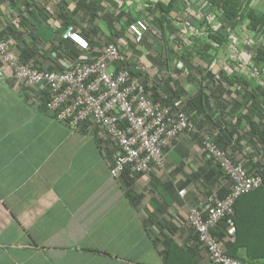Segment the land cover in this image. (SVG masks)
Instances as JSON below:
<instances>
[{"label":"crops","instance_id":"0c3cea01","mask_svg":"<svg viewBox=\"0 0 264 264\" xmlns=\"http://www.w3.org/2000/svg\"><path fill=\"white\" fill-rule=\"evenodd\" d=\"M25 1L0 0V39L17 61L46 72H60L58 61L67 59L58 55L64 26L81 36L96 31V57L111 34L124 47L119 32L128 23L156 17L152 0H30V8ZM178 6L173 24L194 23ZM251 7L264 13V0ZM161 38L150 28L139 54L160 49ZM28 48L33 58L25 60ZM0 71V264H211L187 224L189 210L220 190L197 144L204 128L172 140L163 167L124 183L109 175L107 143L57 122L46 91L25 87L1 59Z\"/></svg>","mask_w":264,"mask_h":264},{"label":"built area","instance_id":"2783aa9c","mask_svg":"<svg viewBox=\"0 0 264 264\" xmlns=\"http://www.w3.org/2000/svg\"><path fill=\"white\" fill-rule=\"evenodd\" d=\"M158 1L152 0L151 3L156 4ZM183 4L188 7L194 4V0H183ZM202 5L211 8L207 2ZM198 18L200 19L201 15H193L191 19L194 21ZM189 19L181 18L175 24L178 30L177 37L186 48H191L198 37L207 38L209 32L214 34L222 27L221 23H217V19L206 17L209 25L197 29ZM149 23L147 19H136L128 23L119 32L124 47L119 42L108 43L96 57L93 56L83 36L72 26H64L60 34L61 40L70 42L78 50L79 55L74 59L59 60L60 72L42 71L31 64L17 61L8 44L0 39V59L10 69L12 76L25 87H36L46 91L47 111L54 115L57 122L74 132L80 130L90 132L93 137L112 148L109 175L115 180L125 172L128 175H148L154 168L163 167L164 149L172 140L195 130L190 117L178 112L180 100L170 105L163 104L161 100H166L167 96L158 90L160 100L153 102L147 91L156 84L155 76L159 71L158 67L149 64L147 54L140 55L138 52L150 32ZM226 32L227 49L235 51L237 47L235 32L230 29ZM175 39L176 37L172 35L167 44L169 47L173 44L174 49L180 52L182 48H176V43H173ZM211 45L219 48L213 42ZM245 50L240 56L245 62L246 68L243 70H246V74L237 75L253 79L256 85L264 88V83L260 80V70L253 62L254 55L250 52L249 46ZM192 58L194 60V57ZM210 60V64L203 67H206V72L211 73L216 80L220 81L221 76H232L228 62V65L219 63L213 57ZM126 63L130 68L124 66ZM194 67L197 66L189 68L181 59L174 58L168 62L164 71L173 79L177 77L186 79L191 76L194 78L199 76L194 72ZM130 70L135 74L133 75ZM221 87L226 89V94L222 96L225 102L229 100L230 103H235L228 97V93L230 90H238L239 103H242L243 93L237 85L229 86L222 82ZM187 93L190 94L188 91ZM247 106L239 109L238 114L234 116V122L239 121L240 114L244 115L247 112ZM254 121L259 123L257 119ZM240 127L239 132L244 125L240 123ZM234 145L235 142L229 145L233 151ZM241 146L244 155L251 154L245 139L242 140ZM202 148L207 159L229 177L232 186L223 199L213 195L206 204L191 208L187 224L197 235V241L206 250L211 264H242L225 254L221 241L214 236L213 231L222 220L233 216L237 199L260 189L264 178L258 173H248L244 168L246 162L244 156H238L233 162L228 152L230 150L218 147L211 137L202 138ZM225 240L231 243L235 240V230L231 224Z\"/></svg>","mask_w":264,"mask_h":264},{"label":"trees","instance_id":"16d2710c","mask_svg":"<svg viewBox=\"0 0 264 264\" xmlns=\"http://www.w3.org/2000/svg\"><path fill=\"white\" fill-rule=\"evenodd\" d=\"M29 1H25L28 8L32 6ZM205 1L210 4V10L215 8L222 27L214 34L209 32L207 38L198 37L191 48H186L181 44L177 37L178 30L172 19L173 12L179 10L178 5L183 4V0H166L165 3L158 1L153 5L150 12L154 11L156 17L149 23L150 28L159 31L162 38L159 43L160 49L153 50V53H150L151 50L148 49L146 58L152 66H159L160 69L158 68L159 71L155 76L156 84L147 91L150 93L153 102L160 100L158 90L167 96L166 100H161L163 104L170 105L174 101L180 100L181 106L178 107V112L189 116L195 129L198 126L204 128L206 130L205 136L211 137L212 141L221 149L230 150L228 152L233 162L238 159V156H244L246 161L244 168L248 173H258L264 178V88L256 85L253 79H245L237 74L230 77L221 76L220 81H218L211 73L206 72V67L199 65L194 67V72L199 76L194 78L191 76L184 80L193 86V89L195 87L194 93L188 95L177 80L178 77L173 79L167 75L164 69L161 70L163 65H167L174 58H179L185 63V60L194 57L202 64L209 65L210 59H212L209 55L210 51L218 50L211 45V42L218 46H224L227 43L226 30L233 31L243 23L246 24L247 32L264 37V13L251 7L252 0ZM182 8L183 12H188L189 8L195 9V6L192 4L189 8L183 6ZM203 10L205 14L209 13V8L204 7ZM224 34L226 37H223ZM170 35L176 37L175 42H173L176 43V47L182 48L179 54L171 47L169 50L166 49L169 47L167 43ZM83 38L87 41L90 50L99 46L96 31H89L83 35ZM111 42H115L114 34L110 35L104 46ZM59 46L61 50L58 55L61 57L74 59L79 55L78 50L68 41L61 40ZM250 52L254 55L253 62L261 70L260 74L263 78L264 46L250 49ZM22 54L25 60L33 58L29 48L22 50ZM124 66L130 68L128 63ZM120 67H122V63ZM130 71L133 75L135 74L133 70ZM180 79L184 78L180 77ZM222 82L229 86L237 85L241 89L243 93L241 96L242 103H226L222 99V96L226 94V89L221 87ZM243 106H247V112L244 115L240 114L238 116L239 121L234 122L235 114H238L239 109ZM254 119H257L259 123H255ZM240 123L244 125L240 131L242 133L239 132L241 130ZM203 137L197 143L201 147ZM243 139L246 140L247 146L251 149V154L244 155L242 152L241 142ZM231 142H235L234 151L230 149ZM215 169L218 175H216L214 182L220 187L217 196L219 199H223L229 193L232 182L217 166ZM119 180L124 183L129 182L128 173L121 174ZM230 224L235 230V240L232 243L225 242V254L239 260L242 264H264V182L260 189L237 199L234 204L233 216L222 220L213 231L214 236L219 241L226 239Z\"/></svg>","mask_w":264,"mask_h":264},{"label":"rangeland","instance_id":"374dc122","mask_svg":"<svg viewBox=\"0 0 264 264\" xmlns=\"http://www.w3.org/2000/svg\"><path fill=\"white\" fill-rule=\"evenodd\" d=\"M194 6H195V9L189 8L188 6L189 11L187 10L188 12H186V14L194 15V16H196L197 14L201 15L200 19L198 18L197 20H194L195 28L201 29L209 25L208 20H206V17H209V18L213 17L214 20L216 19L218 20L217 18L218 15L214 7H213L214 9L212 8L211 10L209 8V13L207 12L205 14L204 13L205 11L203 10L204 6L200 2V0H194ZM206 7L208 8V6ZM217 23H220V21L218 20ZM205 31H207V28L205 29ZM233 31L235 32L236 44H237L235 51H232V50L228 51L227 43H226L224 46H219L218 50L210 51L209 55L210 57L216 58L217 61H219V63H225L227 65L229 63L230 71L232 72V75L237 74V73L245 75L246 70H243L246 68L245 62L242 60L240 55L241 53L246 51L245 49H247L248 46L250 49L264 46V37L259 36V35L250 34L249 32H247L245 23H243L240 27H237ZM223 37H226V34H224ZM230 58H231V61H229ZM199 65L204 66V64H202L198 59L194 58V66H199ZM262 71H263V75H262L263 78H261L260 80L264 83V69H262ZM237 92L238 90L236 91L230 90L228 93V97L232 99V101H234L235 103H239V100H240V97H238Z\"/></svg>","mask_w":264,"mask_h":264}]
</instances>
